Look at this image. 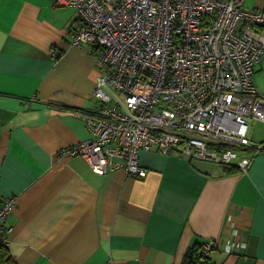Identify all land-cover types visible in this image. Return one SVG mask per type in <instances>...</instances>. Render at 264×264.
<instances>
[{"label": "crops", "instance_id": "obj_1", "mask_svg": "<svg viewBox=\"0 0 264 264\" xmlns=\"http://www.w3.org/2000/svg\"><path fill=\"white\" fill-rule=\"evenodd\" d=\"M65 1L0 0V205L15 198L14 264H181L208 241L197 264H264V153L241 172L141 151L144 178L62 153L89 138L81 116L98 105L99 76L95 48L70 41ZM251 79L264 93V52Z\"/></svg>", "mask_w": 264, "mask_h": 264}, {"label": "built area", "instance_id": "obj_2", "mask_svg": "<svg viewBox=\"0 0 264 264\" xmlns=\"http://www.w3.org/2000/svg\"><path fill=\"white\" fill-rule=\"evenodd\" d=\"M244 2L66 0L76 13L70 41L95 48L99 76L98 105L81 116L89 138L62 153L98 175L144 178L141 151L245 172L264 151L250 133L253 123L264 124V93L251 79L264 52V10ZM14 205L15 198L0 205V242ZM214 246L204 243L201 259Z\"/></svg>", "mask_w": 264, "mask_h": 264}, {"label": "trees", "instance_id": "obj_3", "mask_svg": "<svg viewBox=\"0 0 264 264\" xmlns=\"http://www.w3.org/2000/svg\"><path fill=\"white\" fill-rule=\"evenodd\" d=\"M225 171L228 174H233L237 173L238 170L234 168H225ZM6 246V243L0 242V264H14L8 255ZM201 247L202 245L200 244H194L188 248L181 264H197L201 259ZM206 258H203V260Z\"/></svg>", "mask_w": 264, "mask_h": 264}, {"label": "rangeland", "instance_id": "obj_4", "mask_svg": "<svg viewBox=\"0 0 264 264\" xmlns=\"http://www.w3.org/2000/svg\"><path fill=\"white\" fill-rule=\"evenodd\" d=\"M250 0H246L248 4ZM250 133L253 135L254 141L258 142L264 138V124L255 122L251 127Z\"/></svg>", "mask_w": 264, "mask_h": 264}, {"label": "bare ground", "instance_id": "obj_5", "mask_svg": "<svg viewBox=\"0 0 264 264\" xmlns=\"http://www.w3.org/2000/svg\"><path fill=\"white\" fill-rule=\"evenodd\" d=\"M262 153H264V151Z\"/></svg>", "mask_w": 264, "mask_h": 264}]
</instances>
